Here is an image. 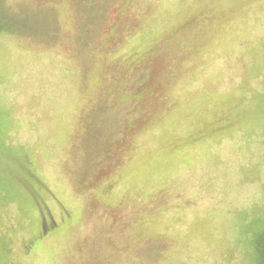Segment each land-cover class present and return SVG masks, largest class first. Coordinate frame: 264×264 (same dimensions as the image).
Segmentation results:
<instances>
[{"label": "rangeland", "instance_id": "obj_1", "mask_svg": "<svg viewBox=\"0 0 264 264\" xmlns=\"http://www.w3.org/2000/svg\"><path fill=\"white\" fill-rule=\"evenodd\" d=\"M0 264H264V0H0Z\"/></svg>", "mask_w": 264, "mask_h": 264}, {"label": "trees", "instance_id": "obj_2", "mask_svg": "<svg viewBox=\"0 0 264 264\" xmlns=\"http://www.w3.org/2000/svg\"><path fill=\"white\" fill-rule=\"evenodd\" d=\"M1 33V32H0ZM263 247V251H262V254H263V260H264V246H262Z\"/></svg>", "mask_w": 264, "mask_h": 264}]
</instances>
